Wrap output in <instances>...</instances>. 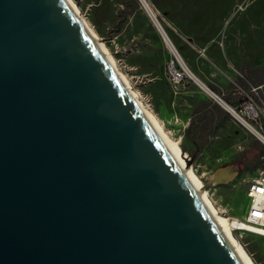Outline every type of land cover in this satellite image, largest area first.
<instances>
[{
  "label": "water",
  "instance_id": "95a60500",
  "mask_svg": "<svg viewBox=\"0 0 264 264\" xmlns=\"http://www.w3.org/2000/svg\"><path fill=\"white\" fill-rule=\"evenodd\" d=\"M0 264H249L70 0H0Z\"/></svg>",
  "mask_w": 264,
  "mask_h": 264
},
{
  "label": "rangeland",
  "instance_id": "374dc122",
  "mask_svg": "<svg viewBox=\"0 0 264 264\" xmlns=\"http://www.w3.org/2000/svg\"><path fill=\"white\" fill-rule=\"evenodd\" d=\"M72 1L198 179L205 185L218 168L235 166L233 181L206 191L221 216L245 218L250 182L264 173V144L185 75L140 0ZM146 1L189 70L239 111L241 102L232 106L226 98L234 89L250 93L254 80L264 78V0ZM172 60L184 77L178 92L170 77ZM257 100L264 125L262 91ZM207 101L218 105L223 122L209 135L193 136L188 131L194 111ZM233 233L254 263L264 264V238Z\"/></svg>",
  "mask_w": 264,
  "mask_h": 264
},
{
  "label": "built area",
  "instance_id": "2783aa9c",
  "mask_svg": "<svg viewBox=\"0 0 264 264\" xmlns=\"http://www.w3.org/2000/svg\"><path fill=\"white\" fill-rule=\"evenodd\" d=\"M172 63L170 77L174 91L178 92L181 90L184 77L183 74L176 69L174 60H172ZM258 91L259 88L252 87L249 89L250 93L243 94L239 111L234 109L236 117L230 112L229 114L244 128L246 125L252 126L263 134L264 125L261 120L260 103L257 100ZM216 97L221 100L219 96ZM247 195L249 199L247 215L243 219H237L241 224L240 226L243 228L235 229V231L251 233L264 238V173L251 180Z\"/></svg>",
  "mask_w": 264,
  "mask_h": 264
},
{
  "label": "bare ground",
  "instance_id": "6f19581e",
  "mask_svg": "<svg viewBox=\"0 0 264 264\" xmlns=\"http://www.w3.org/2000/svg\"><path fill=\"white\" fill-rule=\"evenodd\" d=\"M70 2L72 3V5L75 7V9L78 11L79 10L77 8V6L75 5V3L70 0ZM141 4L144 7V9L146 10V12L149 14L151 20H153L155 23H160L157 18V16L155 15V12L152 13L150 10V5L146 0H141ZM80 14V13H79ZM81 16V15H80ZM82 17V16H81ZM82 19L88 24L89 28L91 29V31L93 32V34L96 36V38L99 40V42L101 43V45L103 46V48L105 49V51L107 52L109 58L112 60V62L115 64V60L114 58L111 56V54L108 52L107 48L105 47L104 43L101 41L100 37L98 36V34L96 33V31H94V29L89 25V22H87L83 17ZM161 25V24H160ZM165 43L168 46L169 50L172 52L173 56L175 57V60L177 61V63L180 65V67L183 69V71L185 72V75L188 76V78H190L198 87H200L207 95H209L210 97H212L213 99L217 100V103H219V105L227 110L228 112L234 114V109L228 105L225 101H223L222 99L220 100L218 97H216L217 95L215 93H213L208 86H206L198 77H196L190 70L189 68L185 65L183 59L181 58L179 52L177 51V49L175 48V46H173L172 42L170 41V39L165 35ZM175 65V63H174ZM176 67V66H175ZM117 68V66H116ZM117 70L119 71V69L117 68ZM120 72V71H119ZM121 73V72H120ZM122 74V73H121ZM122 76L125 78L126 82L129 84L128 79L122 74ZM131 88V86H130ZM132 89V88H131ZM134 92V91H133ZM135 93V92H134ZM136 97L139 100V97L137 95V93H135ZM140 101V100H139ZM141 103V101H140ZM142 104V103H141ZM142 106L145 108V110L148 112V114L150 115V117L153 119V121L161 128L164 136L167 138V140L170 142L172 148L174 149L175 153L178 155V157L180 158V160L182 161V163L184 164V166L186 167L187 171L189 172V174L191 175V177L195 180V182L197 183V185L200 187L201 191L204 193L206 199L208 200L209 204L211 205V207L213 208V210L215 211V213L217 214V216L219 217L221 223L227 228V230L230 232L231 236L233 237L234 241L236 242L238 248L240 249L241 253L244 255V257L247 259V261L249 262V264H255L254 261L252 260L251 256L247 253V251L245 250V248L242 246V244L235 238L233 230L238 229V228H243L242 226H240V222L239 220H237V218H227L224 216H221L220 213L217 211V209L215 208V206L213 205V203L211 202V200L208 197L207 191L204 188V184L203 182L198 179V177L194 174L193 170L189 167L187 160H186V156L184 155V153L182 152V149L180 148L179 144L172 141L169 136L166 134L162 124L159 122V120L156 118V116L150 111L148 110L143 104ZM236 117V115H235ZM245 126V125H244ZM245 129H247L254 137H256L259 141H261L264 144V135L254 129V127L252 126H245Z\"/></svg>",
  "mask_w": 264,
  "mask_h": 264
},
{
  "label": "trees",
  "instance_id": "16d2710c",
  "mask_svg": "<svg viewBox=\"0 0 264 264\" xmlns=\"http://www.w3.org/2000/svg\"><path fill=\"white\" fill-rule=\"evenodd\" d=\"M134 1V0H132ZM136 1V0H135ZM255 86L264 85V78L258 77L253 83ZM235 95L236 92H233ZM240 95L236 94L239 98ZM240 98L242 99L243 96ZM226 100L230 102V98ZM231 103V102H230ZM219 112V113H218ZM226 115V114H225ZM223 117H225L223 115ZM223 122V118L220 116V109L214 102H204L198 105L194 111V117L191 119L189 133L193 136L209 135Z\"/></svg>",
  "mask_w": 264,
  "mask_h": 264
},
{
  "label": "crops",
  "instance_id": "0c3cea01",
  "mask_svg": "<svg viewBox=\"0 0 264 264\" xmlns=\"http://www.w3.org/2000/svg\"><path fill=\"white\" fill-rule=\"evenodd\" d=\"M255 86V85H254ZM252 87V86H251ZM250 88V87H249ZM255 88H259V91L261 92H263L264 93V85H260V86H256ZM249 90V89H248ZM233 92H236V94H238V95H240L241 97L243 96L242 95V93L240 92V91H238V90H233L232 92H231V96L229 97L230 98V104L232 105V106H234L235 105V102H233L234 100H236V101H238V102H241L242 101V99L240 98V96H239V98L238 97H236V94L234 95L233 94ZM212 99V98H211ZM207 102H212V101H207ZM202 104V103H201ZM200 105V104H199ZM220 106V105H219ZM227 112V111H226Z\"/></svg>",
  "mask_w": 264,
  "mask_h": 264
}]
</instances>
